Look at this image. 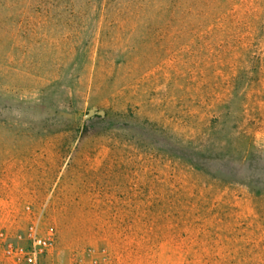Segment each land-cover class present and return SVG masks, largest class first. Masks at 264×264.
<instances>
[{"label":"rangeland","instance_id":"374dc122","mask_svg":"<svg viewBox=\"0 0 264 264\" xmlns=\"http://www.w3.org/2000/svg\"><path fill=\"white\" fill-rule=\"evenodd\" d=\"M36 219L54 264H264V0H0V231Z\"/></svg>","mask_w":264,"mask_h":264},{"label":"built area","instance_id":"2783aa9c","mask_svg":"<svg viewBox=\"0 0 264 264\" xmlns=\"http://www.w3.org/2000/svg\"><path fill=\"white\" fill-rule=\"evenodd\" d=\"M56 243L55 228L43 229L38 219L29 222L17 240L9 239L4 231H0V264L4 258L13 264H54L45 257L55 249ZM94 264H104V260H96Z\"/></svg>","mask_w":264,"mask_h":264},{"label":"trees","instance_id":"16d2710c","mask_svg":"<svg viewBox=\"0 0 264 264\" xmlns=\"http://www.w3.org/2000/svg\"><path fill=\"white\" fill-rule=\"evenodd\" d=\"M173 1V0H170ZM227 3L231 2L232 0H226ZM232 6L230 5H220L218 8L217 16L215 17V21H219L225 16H232ZM251 68V67H250ZM248 67H241L239 69L238 74L233 79L231 94L228 99L223 100L220 104H223L225 108H229L233 102V100L238 97L240 94H243V88L248 86L249 84L244 80L247 77L250 78L253 70ZM245 91V90H244ZM243 92V93H242ZM245 94V93H244ZM217 119H215L216 121ZM237 126H235L236 128ZM243 132V131H242Z\"/></svg>","mask_w":264,"mask_h":264},{"label":"crops","instance_id":"0c3cea01","mask_svg":"<svg viewBox=\"0 0 264 264\" xmlns=\"http://www.w3.org/2000/svg\"><path fill=\"white\" fill-rule=\"evenodd\" d=\"M2 263L3 264H13L10 260L5 259V258L2 260Z\"/></svg>","mask_w":264,"mask_h":264},{"label":"water","instance_id":"95a60500","mask_svg":"<svg viewBox=\"0 0 264 264\" xmlns=\"http://www.w3.org/2000/svg\"><path fill=\"white\" fill-rule=\"evenodd\" d=\"M96 112V109H90L89 113H88V116H92L94 113Z\"/></svg>","mask_w":264,"mask_h":264}]
</instances>
